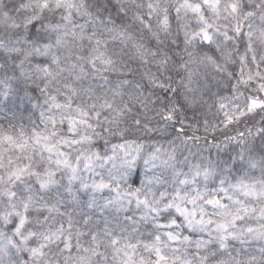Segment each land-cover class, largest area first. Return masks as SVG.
<instances>
[{
  "label": "clouds",
  "instance_id": "9594fccd",
  "mask_svg": "<svg viewBox=\"0 0 264 264\" xmlns=\"http://www.w3.org/2000/svg\"><path fill=\"white\" fill-rule=\"evenodd\" d=\"M0 264H264V0H0Z\"/></svg>",
  "mask_w": 264,
  "mask_h": 264
}]
</instances>
